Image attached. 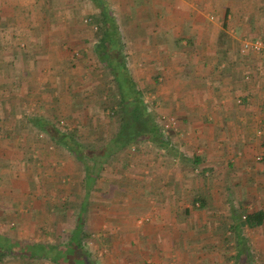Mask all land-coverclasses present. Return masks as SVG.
<instances>
[{"label": "rangeland", "instance_id": "1", "mask_svg": "<svg viewBox=\"0 0 264 264\" xmlns=\"http://www.w3.org/2000/svg\"><path fill=\"white\" fill-rule=\"evenodd\" d=\"M93 1L0 0V30L4 29L5 31L14 32L15 42L20 46L19 51L22 50L24 45H27V40L36 45L32 47L33 52H35L32 57L34 62L32 60L28 62L25 58L26 56L23 55L24 52L21 53L20 58H17L16 55H11L14 51L12 47L4 51L3 54L0 53V136L3 135L4 137L0 143V182L3 186H10L12 194L19 196V193H22L23 190L25 205L30 201L25 197V194L30 189L36 188V183L40 187L39 199H44L38 201L37 205H42L44 201L47 205L49 203L57 204L56 190L64 186L70 188L69 186H71L73 179L80 181L79 178L81 177H78L77 174L82 175L83 173L81 166L63 146H55L53 148V144L45 139L44 135L38 133L33 124V116L47 118V120H51L56 124V127H61L62 124L74 127L82 122L83 111L87 110L93 117L91 123L94 131L88 132L89 130L85 128L80 131L79 137L85 144H91L89 142H92V140L109 139L117 130V116L109 111L108 105L101 104L100 96L93 90V83L99 82L102 86H108L110 78L100 69L94 58L91 60L85 59L82 62L76 59V57L81 56V52L88 53V49L97 43L93 34L96 29L90 18L98 13V8ZM186 1H189L195 11L193 20L196 19V21L202 22V25H207L209 29L218 25L223 18L224 12L226 13L228 10H230L228 12L230 17L233 19L235 16L238 20V27L244 23L243 20L245 18L258 17L256 6L259 0ZM105 2L114 13L120 30L128 34L129 39L123 35V41L125 42L124 51L129 60L130 73L143 92V102L147 110L169 136L170 146H174L175 154L173 155L171 152L169 154L152 143L142 141L121 151L112 158L104 169L103 176L107 177L111 173H115L117 175L116 178L121 182L119 190L124 193V198L131 199L140 196L145 198L144 200L152 206L155 204L154 201H156L158 195L166 193L164 189L169 185H165V183L170 184L166 174L172 176V182L179 175L183 184L191 185L192 180L195 179V174L199 170L198 167L194 166L195 163L192 164L190 160L196 154V145L193 140L196 139V135L200 130L192 125L183 124L182 116L185 112L181 111V107L175 106L176 103L180 102L183 104L186 102L185 104L190 106L193 105L191 104V97L179 96L182 99L184 98V100H178L177 98L179 97L174 94L162 96L157 86L161 84L162 78H165L162 72L165 68H176L175 64L173 66L168 65L173 64L171 49L173 51L176 49L173 46L174 40L182 38V30L179 27L177 32V27L174 25L176 24L177 16L167 12L170 9L167 6H170V3L173 4V0H105ZM161 3L163 6H161ZM165 6L166 8H164ZM131 12L136 23H139L135 31L130 30V28H134V25L123 24V22H128V16L131 15ZM231 12H234L235 15H232ZM135 14H138V16L136 17ZM229 22L230 30L228 33H224L225 31L222 30L220 32L222 33L221 37L227 39V36H233L232 38L237 42V53L243 57V65L250 58H252L251 60L254 58L259 63H257L258 70L253 69L254 66L249 69H247V65L244 66V74L242 73L243 76L245 75L244 77L242 76L243 88L240 89L239 95L233 99L235 105L251 109L253 112L250 120L251 125L247 131L250 136L254 135V137H257L258 145L253 144L249 148L248 144H245V147L247 150H252L249 151L250 156L248 159H250L253 165L252 169H254L257 164L263 162L260 154L263 153L264 148V143L261 140L264 136V53L255 54L249 52L242 54L240 49L245 41L260 39L264 43V39L255 28L241 29V32L232 28L231 22L234 23V21L230 19ZM164 23L169 25L170 28L163 31L165 32L163 35L155 27L160 28L159 24ZM148 24L152 26V31L144 30ZM41 26L43 27L41 28ZM147 33L153 42L155 39L157 40V44L164 42L163 40L171 42L168 59L166 54L159 53L158 47L152 46L153 43L151 41L148 42L149 47L144 45L147 44L144 38ZM34 35L38 36L35 37ZM160 35L161 38L159 39ZM84 39L86 43H83ZM40 44H45L47 48L43 50ZM14 52H16V49ZM149 58L150 60L153 59L152 62L144 61V59ZM12 59H16L17 62ZM3 61L5 62L3 63ZM10 63L11 65L9 66ZM66 68L68 70H65ZM160 68H163V70L160 71ZM251 71H253L252 74H255L256 79L251 75ZM157 72L161 73L157 75ZM13 74H19V77L25 75L23 83L26 81L32 82L36 90L32 89V93L29 94V89L27 90L25 83L14 87L12 84ZM93 77L95 80L92 79ZM248 77H250V83L246 82ZM96 78H99V80H96ZM151 78L156 80L155 83ZM65 81L66 84L64 85ZM9 84L13 87L8 88L7 85ZM244 95L248 96L247 102L242 100ZM18 100L19 103L16 106L15 102L17 103ZM169 104L175 106L174 108L177 110L170 107L167 109L166 106H170ZM9 106H11L10 109ZM170 117L175 119L176 125L167 129L165 120ZM12 131L17 132V136L14 138ZM8 133L10 135L9 138L7 137ZM215 138L216 136H213L212 140ZM200 144L203 146V143ZM226 144L224 141L220 142L219 151H224ZM92 145H96V143L93 142ZM210 145V143L205 144L207 150ZM209 150H213V148L211 147ZM238 158L241 159L242 156H238ZM68 175H71L73 179ZM172 187L171 185L170 188ZM150 188L155 190L150 193L152 198H150L148 192L151 190ZM48 190L51 192H48ZM82 198L83 193L77 198L73 197V201L75 199V203L79 205ZM111 198L109 196L101 199V196L93 194V192L87 197L93 205L96 202ZM59 199L62 202L66 200L65 196H61ZM151 201L153 204H151ZM247 202L251 203V201ZM25 205H23L25 207L23 210L27 209ZM154 206L157 207V205ZM239 208L234 209L240 210ZM244 211H257V208L252 205L244 208ZM241 213L240 211L239 216H242ZM182 214V210H179V213L174 214L169 223L154 222L151 217L146 216H141L143 218H139L136 221V225L139 226L150 223L152 228L157 226V231H162L164 227L163 231L165 234L170 232L168 239L165 238L166 240L162 241V244L160 243L158 251L154 255L146 257L143 262H133V257H131L133 248L137 247L139 250L142 243L140 238L135 237V233L132 237L128 238L125 236L119 241L110 237H108L109 239H104L107 231L101 235L100 233L99 235L93 233V236L88 241V248L91 252H95L93 264H236V241L231 230L234 225L233 221L227 222L225 218L226 221L221 224L222 228H218L219 234L217 233V236L211 237L212 232L210 231V238L207 239V236H195V232L193 234L192 231L194 219H188ZM215 218L216 216H212L211 219ZM60 220L66 221L65 218ZM68 221H73V215ZM55 222H57L56 218ZM164 224L165 226H163ZM118 225V230L132 229V224L127 222ZM105 226L109 227L106 223ZM186 226L190 228L188 235L185 234L183 229ZM262 227L249 229L245 225H241L242 234L249 247L250 264H264V248L260 247L263 244V232H260V229H264ZM46 228V226H41V229L46 230ZM208 229L210 230L211 228L208 226ZM59 230L63 235L62 241L69 239L68 235L70 233L67 227L62 226ZM137 232L139 233V230ZM142 233H145V229H142ZM51 236L53 238L48 236L44 240L49 243L48 245L55 246L61 242L60 240L57 241L53 234ZM8 239L10 238L8 237ZM152 239L155 241V236ZM206 241L214 243V245H210V249L208 246L204 249L202 244H205ZM17 242L22 244L29 243ZM195 243L199 245L194 246ZM260 250L263 252L261 253ZM119 251L124 254L121 252V255H117ZM59 254L61 259L69 264H81V262H75L76 258L69 252L66 253V251L61 250ZM11 263L35 264V262L20 258H15V260L4 258L0 260V264ZM39 264L52 263L40 261Z\"/></svg>", "mask_w": 264, "mask_h": 264}, {"label": "crops", "instance_id": "2", "mask_svg": "<svg viewBox=\"0 0 264 264\" xmlns=\"http://www.w3.org/2000/svg\"><path fill=\"white\" fill-rule=\"evenodd\" d=\"M169 5L167 7L170 9L167 12L177 16L174 25L177 27V32L179 27L181 28L183 36L178 38L179 40H174L173 46L176 49L174 51L171 49L173 64L168 66L175 64L176 68L167 67L164 70L160 68V71L163 70L165 78H162L161 84L157 86L162 96L174 94L178 97H191V104L193 105L190 106L185 104L186 102L184 104L180 102L176 103L175 106L181 107V111L185 112L182 116L183 124L192 125L200 130L198 136L196 135V139L193 140L196 145V154L193 157L198 159L194 166L198 167L199 170L195 174V179L192 180L191 185L183 184L179 175L172 182V176L166 174L170 184L165 183V185L170 187L172 185L173 187H165L164 190L167 194L164 193V195L156 197L154 205H157V207L151 206L144 200L145 198L137 196V198L131 199L123 198L117 211L113 210L111 204L110 207L104 208L102 212L97 211L96 218H100L101 221H99L96 234L99 235L100 231L104 233L111 228L112 231L109 232L112 234L109 237L118 241L125 238V236L132 237L134 233L135 237L140 238L142 242L140 249L134 247L132 251L133 262H143L146 257L154 255L158 251L160 243L166 240L165 238L168 239L170 234V232L165 234L164 227L162 231H157V226L152 228L150 223L142 226L136 225V221L143 218L141 216L151 217L154 222L169 223L174 214L182 210L186 218L194 219L193 234L195 232V236H207V239H209L210 231L212 232L211 237L217 236L220 232L218 228H222L221 224L226 219L227 222L238 223L239 212L244 211L246 207L253 205L257 208V211L260 210L264 213V148L263 153L260 154L263 162L252 169L253 165L248 159L250 156L249 151L252 150H247L245 144H248L249 148L253 144L258 145L257 137L250 136L247 131L251 125L250 120L253 112L251 109L235 105L233 101L239 95L240 89L243 88L244 66L247 65V69L254 66L253 69L258 70V62L251 65L247 62L243 65V57L237 53V42L232 38L233 36H227V39H223L221 37L222 33H220L222 30L225 31L224 33H228L231 19L234 21V23L231 22V26L235 30L242 32L241 29L255 28L264 39V0L257 2L258 17H247L243 20L244 23L238 27V20L235 16L232 19L228 13L230 10H228L226 13L224 12L222 20L218 21L219 24L211 29L207 25H202V22L200 23L196 19L193 20L195 11L189 1L173 0V4L170 3ZM161 6H163L162 3ZM231 14L235 15L234 12H231ZM224 19L228 21L226 27H223ZM159 27L155 28L161 31L162 34L165 33L163 31L170 28L165 23L159 24ZM151 28L152 26L148 24L144 30L151 31ZM130 30L135 31L136 29L130 28ZM145 41L147 44L144 45L149 47L148 39L145 38ZM163 41L157 44L155 39L152 46L158 47L159 53L166 54L168 59L171 42H168V40ZM152 60L150 58L144 59L147 62H152ZM217 64L219 67L218 72L216 71ZM159 73L161 72H157V75ZM252 73L253 71H251V75L255 78V74ZM177 99L184 100L182 97ZM175 106L171 104L166 107L167 109L169 107L176 109ZM213 136H216L214 140H212ZM261 140L264 143V136ZM222 141L227 143L226 149L219 151V143ZM200 143H203V146ZM207 143L211 144L208 150L205 147ZM211 147L213 150H209ZM238 156H242V158L240 159ZM35 187L25 194V197L30 200L25 205L23 190L22 193H19V196L12 194L10 186H3L0 182L1 237H9L11 240L31 244L42 243L47 238L39 231L42 223L38 222V219L43 218V215L45 217V214L42 216L39 214L40 204L37 205V203L40 198V187L37 183ZM72 188L71 186L69 189ZM150 189L148 192L150 198H152L150 193L155 190ZM195 199L197 202L194 207L192 202ZM247 201H251L252 204ZM151 204H153L152 201ZM23 205L27 206V209L23 210L25 208ZM237 207L240 210L234 209ZM212 216H216V218L211 219ZM65 220L67 219L65 218ZM57 221L59 223L64 222L60 219ZM126 222L132 224V229L118 230V224ZM105 223L109 227H106ZM208 226L211 228L210 230ZM142 229H145V233H142ZM183 229L185 234L188 235L190 228L186 226ZM137 230H139V233ZM260 230V232H263V244L260 247L264 248V229ZM241 235L244 236L242 233ZM154 236L155 241L152 239ZM198 245V243L194 244V246ZM210 245H214V243L206 241L205 244H202V247L205 249L208 246L210 249ZM121 252H117V255H121ZM260 252L263 251L260 250ZM33 262L39 264L37 260Z\"/></svg>", "mask_w": 264, "mask_h": 264}, {"label": "trees", "instance_id": "3", "mask_svg": "<svg viewBox=\"0 0 264 264\" xmlns=\"http://www.w3.org/2000/svg\"><path fill=\"white\" fill-rule=\"evenodd\" d=\"M93 3H95L96 7L98 8L97 15H92L90 17L91 23L96 29L93 34L97 43L93 44V46L88 49V53L81 52V56L78 58L76 56L75 57L80 62L84 61L85 59L91 60L94 58L97 61V65L100 67V69H102L106 73L107 77L110 78V83L108 86H102L99 84V82L93 83V90L98 96H100L99 99L101 104L108 105V108L110 109L109 111L117 116V130L109 139L102 138V141L92 140V142H89L91 144H85L79 137V134H81L80 131L84 128L89 130L88 132L94 131L92 130L91 123V119L93 117L91 114H89V112H87V110L83 111L82 122L75 125L74 127H70V125L65 124H62L61 127H56V124H54L51 120H47V118L39 116L32 117V119H34V127L38 130V133L44 135L45 139L53 144V148H55V146H63L66 151L72 155L74 160H76V162L81 166L83 173L82 175L77 174L78 177H81L79 178L80 181L78 180L79 182L74 180L71 175H68L73 179L72 182L70 181L72 183V189L66 188V186H64L63 188H58V190H56V197L59 204L49 203L47 205L44 201L42 202V205H40L39 214L40 216L45 214L46 218L43 215L44 219L40 217L38 222L40 221L42 223L41 226L47 227L46 230L40 228V233L45 237L50 236L51 238H53L51 236V234H53L57 241L60 240L61 242L55 246L48 245L49 243H47V241H43L42 243L22 244L0 236V260L4 258H12L14 260L15 258H20L23 260H29L30 262L37 260L38 263L40 261H47L52 264H69L65 260H62L59 254L61 250H64L66 253L69 252V254L74 255L76 258H74L75 262L78 261L81 262V264H93L95 252H91L88 248V241L93 236V233L98 231L97 227L99 226V221L101 220L100 218H96L97 211L102 212L104 208L110 207V204L113 210L117 211L119 204L125 196L124 193L119 190L121 182L118 181L119 179L116 178L117 175L115 173H111L107 177L103 176V171L106 168L108 162H110V160L121 151L142 141L152 143L155 146L165 150V152L169 154L170 152L173 155L175 154L173 149L174 146H170L169 136L166 134L163 127L156 123L152 114L147 110L146 105L143 102V92L130 73L129 60L127 54H125L124 51L125 42L123 41V35L128 38V34L120 30L114 13L110 10L105 0H94ZM135 15L136 17L138 16V14ZM127 21L128 22H123V24L134 25V29L138 27L139 23H136L132 12L131 15L128 16ZM227 23L228 21L224 19L223 27H226ZM42 27L43 26H41V28ZM34 36L37 37L38 35ZM14 37L15 34L13 31H5L4 29L0 30V53L3 54L4 51L12 47L14 48V51L16 49V52L11 50L13 51L11 55H16L17 58H20L22 55L21 53L24 52L23 55L26 56V60L28 62L31 60L34 62L32 57L35 52H33L32 47L36 45L30 43V40H27V42L25 41L27 45H24L22 50L19 51L20 46L16 44V38ZM144 38H147L148 42L151 41V43H154L148 33L144 35ZM41 43L43 42L41 41ZM83 43H86L85 39ZM40 45L42 46L41 48H43V50L47 48L45 44ZM251 59L252 58L248 60V64H255L256 61ZM12 60L16 61V59ZM4 62L5 61H3V63ZM10 65L11 63L9 66ZM65 70L68 69L66 68ZM4 71H6V69H4ZM216 71H219L218 64ZM24 76L19 77V74H13L12 84L14 87H17L18 85H23L25 83L27 90L29 89L28 93L30 94L32 93V89L35 88L33 87L32 82L26 81L23 83V81H25ZM94 77L92 79H94ZM96 80H99V78H96ZM152 81L155 83L156 80L153 78ZM250 81V77H248L246 82L250 83ZM65 84L66 81L64 82V85ZM13 86H10V84L7 85L8 88ZM103 95L105 97L104 99ZM247 99L248 96L245 95L242 100L247 102ZM18 103L19 100L17 103L15 102V105L18 106ZM10 108L11 106H9V109ZM12 133L14 134L13 138L17 136V132L12 131ZM7 135L9 138V133ZM3 138V135L0 136V143L1 139L3 140ZM93 142L96 143V145H92ZM31 155L33 156L32 152ZM190 161L196 164L198 159L193 157ZM48 192L51 191L48 190ZM91 192L101 196V199H105V197L109 196L112 198L96 202V204L93 205L89 199H87ZM81 193H83V198L79 202V205H77L75 203V199L73 201V197L77 198ZM61 196H65L66 200H64V202L60 201L59 198ZM40 200L44 199H39V201ZM196 202V199L193 200L192 206H194ZM241 214L242 216H239L238 219L239 223H237L239 225L234 223L231 229L236 241L235 262L236 264H250L251 258L249 247L245 237L241 235V225H245L249 229L262 227L264 222V213L259 210L251 212L242 211ZM72 215L73 221H68L71 219ZM55 218L56 220L61 218H66L67 220L59 223L58 221H54ZM62 226L67 227L70 233L68 235L69 239L66 241H62L63 235L59 230ZM108 231L111 232L112 229L110 228V230H107L104 239H109V235L112 234ZM102 233L103 232L100 231V235Z\"/></svg>", "mask_w": 264, "mask_h": 264}, {"label": "built area", "instance_id": "4", "mask_svg": "<svg viewBox=\"0 0 264 264\" xmlns=\"http://www.w3.org/2000/svg\"><path fill=\"white\" fill-rule=\"evenodd\" d=\"M240 52L242 54H246L249 52H252L255 54H263L264 53V43L260 39H256L253 41H245L242 43ZM165 124L168 129V127H174L176 125V121L174 118L170 117L165 120Z\"/></svg>", "mask_w": 264, "mask_h": 264}]
</instances>
